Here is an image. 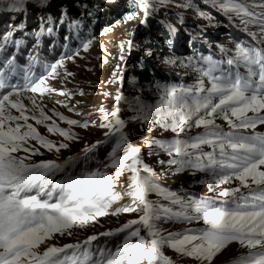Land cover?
I'll return each instance as SVG.
<instances>
[{
  "label": "snow or ice",
  "instance_id": "snow-or-ice-1",
  "mask_svg": "<svg viewBox=\"0 0 264 264\" xmlns=\"http://www.w3.org/2000/svg\"><path fill=\"white\" fill-rule=\"evenodd\" d=\"M131 2L148 17L158 6H167L173 0ZM48 3L49 0H0V11L22 15L30 6L46 8ZM212 6L242 27L246 42L238 40L233 49L220 47V59L209 54L198 59L189 57L188 63L180 61V67L197 74L196 83H157L154 95L158 99L154 103L138 97L128 100L122 94L114 98L117 103L124 101L134 113L129 120L140 121L147 131L158 127L175 134L170 140H144L150 148H158L169 157L159 161L162 165H176L177 172L190 171L192 175L203 173L204 177L194 183L215 193L207 198L186 190L181 195L161 186L159 176L144 163L132 134L125 130L129 120L120 117L119 107L110 113L101 108L106 120L101 127L108 131L104 140L82 150L83 157L78 154L63 162H33L32 156L43 153L30 141L57 152L69 144L57 145L46 139L29 120L44 125L50 134L58 133L65 139L73 135L46 114L35 96L27 97L32 104L29 109L21 95L52 92L47 80L58 74L64 59L78 56L79 49L51 65L41 64L43 71L37 73L33 71L35 57H30L25 70L18 65L17 54L7 51L10 42L17 50L21 48L23 41H13V34L24 26L0 34V264H176L165 254V248L190 258L194 264H216L219 256L237 243L247 251L227 264H264V134L255 132L258 125H264V0H212ZM176 7L194 10L210 23L215 21L193 0H184ZM137 15L127 14L125 20ZM179 22L183 24V18ZM168 29L170 34L177 31L171 24ZM44 31L42 26L34 35L38 39ZM52 31L47 28L48 34ZM91 42L89 39L82 43L84 51ZM167 43L171 46L173 41L169 39ZM131 47L129 41L128 48ZM146 55L153 53L148 50ZM164 63L175 65L177 61L166 59ZM18 76L23 83L16 80ZM116 79L124 82V70ZM13 109L18 115L12 113ZM52 115L70 126H88L87 122L68 119L55 110ZM109 115L111 120L107 119ZM217 120L224 121L228 130ZM193 128L202 131L188 135ZM105 145L110 149L105 161L97 160L93 167H86L90 159L87 153ZM126 172L130 174L127 187L121 182ZM233 181L238 182L237 186L218 191L221 185ZM152 193L167 203L148 199ZM126 197L129 202L112 209L114 203ZM133 212L140 213L138 219L91 235L83 242L63 246L49 243L56 234L72 236L74 228L99 223L98 217ZM201 221L203 227L184 232L162 227L169 222ZM101 236L115 238V247L105 242L92 248V242Z\"/></svg>",
  "mask_w": 264,
  "mask_h": 264
},
{
  "label": "rangeland",
  "instance_id": "rangeland-1",
  "mask_svg": "<svg viewBox=\"0 0 264 264\" xmlns=\"http://www.w3.org/2000/svg\"><path fill=\"white\" fill-rule=\"evenodd\" d=\"M78 2H83V5ZM183 2L184 0H173L167 6H158L148 17H145L144 12L138 7L133 6L131 0H111V2H107V0H49L46 8L30 6L28 12L22 15L0 11V34H6L16 26H24L22 30L15 31L13 34V40H21L23 41L22 46L26 44V48L28 47L24 59L21 62L17 61L20 68L26 70L31 62L30 57H35L36 62L33 71L40 73L43 71L41 60H48V65H51L79 49L78 56H74L73 59H64L63 67L58 69V74L47 80V86L53 89L52 92L45 93L43 96L32 92L21 95L22 102L29 109H31L32 104L27 97L35 96L37 103L44 108L46 114L52 116L59 127L70 130L73 135L72 139H65L58 133L50 134L44 125H37L34 120H29V123H32L46 139L55 142L57 145L60 142L69 144L68 148L57 152L55 148L49 151L37 142L30 141L43 153L42 155L32 156L33 162L47 160L63 162L67 158L75 157L78 154L83 157L82 150L86 146L96 144L98 140H104V134L108 131L107 128L101 127L103 123H106L101 108L110 113L114 107H119L120 117L125 120H129L134 115L128 110V105L124 101L117 103L114 100L115 96L122 94L128 100L138 97L147 103H154L158 99L154 95L157 83L185 86L196 83L197 74L191 71L190 68L180 67V61L188 63L189 57L198 59L200 55L209 54H212L216 59H220L222 55L219 52L220 47L233 49L238 40L247 41L246 36L242 35V27L235 21L230 22L225 15L214 8L212 0H193V2L201 10L215 17V21H218V23L215 21L210 23L198 16L194 10L176 7V4ZM72 3L75 4L73 9L77 12V16L81 13L84 14L81 15L84 17V21L81 19L80 21H72L70 19L68 6ZM90 4H94V7L89 10L88 6ZM52 8L53 10L57 9L56 11L59 12L58 26H54V19H51L48 27L47 21L42 18L40 22H42L45 31L37 39L35 35H31L33 29L32 15L38 10L48 13ZM133 12L138 13L137 17L132 20H125V16ZM180 18H183V24L179 22ZM61 19H63V23L60 22ZM29 20L30 23L27 24ZM64 23H67V27L70 28L69 37L67 38H64L63 34L62 37L59 34V31L66 27ZM75 23L79 24L82 30L81 34H76L73 31L72 26ZM169 24L177 29L175 34L169 33ZM47 27L52 28V32H55V39H57L56 47L49 49L52 50L51 53H44L45 46L43 44L45 43H42L45 35L50 36ZM66 30L68 29L66 28ZM20 36L25 37L23 39L19 38ZM89 39L92 41L91 45L87 51H84L82 43ZM169 39L173 41L171 46L167 43ZM25 40L27 41L25 42ZM28 40L30 41L29 46ZM129 41L132 43L131 48H128ZM11 43H8V45ZM148 50L153 53L152 56L146 55ZM13 52L18 53L14 44L13 49L10 50V53ZM137 59H142L147 65L167 73L171 80L161 81L158 78H149L147 81H141L137 77V72H145V67L144 65L139 66ZM166 59L176 60L177 63L175 65L165 64ZM121 70H124L125 79L123 83L116 79ZM67 73H72V75L69 76ZM16 80L23 83L19 76L16 77ZM57 90H63L66 94H60ZM52 110L63 114L68 119H74L81 123L87 122L88 126H70L60 121L58 117L53 116ZM38 111L39 109H37V113ZM12 113L18 115L15 109L12 110ZM249 115L252 114L249 113ZM107 119L111 120L112 117L109 115ZM46 123H51V121ZM216 123L222 125L225 131L228 130L224 121L217 120ZM125 130L132 134L131 139L135 146L141 150L144 163L159 176L162 187L181 195H184L186 190L187 193L195 194L199 198L215 195V193L209 192L205 185L194 183V181L204 177L203 173L197 172L192 175L190 171L177 172L176 165L169 166L166 163L162 165L159 161H167L169 157L158 148H150L144 140V137L170 140L175 136L174 133L162 131L158 127L149 132L137 120H129ZM201 131L202 129L193 128L188 135H195ZM255 132L264 134V125H258ZM205 150L209 149L205 148ZM109 151V147L105 145L88 152L87 157L90 159L85 166L93 167L97 160L105 161ZM111 171L114 172L115 170ZM128 175L130 174L126 172L121 177V182L124 183L125 187H127ZM237 184L238 182L233 181L230 184L221 185L218 191L235 187ZM116 190L121 191L119 187ZM148 199L167 203L154 193L149 194ZM129 200L130 198L126 197L124 200L114 203L112 208L114 206L120 207ZM139 215L140 213L133 212L98 217L99 223H90L88 227L83 229L74 228L72 236L61 237L56 234L55 238L50 240L49 243L63 246L64 244L83 242L91 235H98L104 231L118 228L128 220L138 219ZM162 227L171 232H184L189 228L203 227V224L202 221L191 224L169 222L163 224ZM142 234H144L143 231ZM105 242H108L110 247H115V238L103 236L99 237L97 241H93L91 247L102 246ZM246 251L247 249L241 247L238 243L230 245L229 249L219 256L216 264H227L231 258L237 257ZM164 252L173 258L176 264H194L190 258L181 257L170 248H165Z\"/></svg>",
  "mask_w": 264,
  "mask_h": 264
},
{
  "label": "trees",
  "instance_id": "trees-1",
  "mask_svg": "<svg viewBox=\"0 0 264 264\" xmlns=\"http://www.w3.org/2000/svg\"><path fill=\"white\" fill-rule=\"evenodd\" d=\"M80 5H83V2H78ZM74 5L75 4H69L68 6V9H69V16H70V19L72 21H77L80 19L82 21H84V17L81 16V15H84L81 13V15L79 14L77 16V12L73 9L74 8ZM89 10L94 7V4L93 5H89ZM57 10V9H56ZM56 10H53V8L48 12V13H45L41 10H38L36 11V13H34V15H32L33 19H31V23H33V29L31 31V35H34L36 32H39L41 30V27L43 26L42 22H40V20L42 18H45V21H47L46 23L48 24L49 21L51 19H54V26H58V23H59V12H57ZM67 22V21H65ZM30 23V20L27 22V24ZM64 25L66 26L65 28H62L60 31H59V34L61 35L62 37V34L64 35L63 37L66 38V37H69V29L67 27V23H64ZM48 27H49V24H48ZM47 27V28H48ZM73 31L76 33V34H81L82 33V30L80 29V26L79 24H73ZM66 28L68 30H66ZM45 29V28H44ZM26 32V31H25ZM24 32V33H25ZM22 33V34H24ZM25 36H20L19 38H23L24 39ZM14 41V40H13ZM27 40H25L26 42ZM42 43H45L43 44L45 46V52L44 53H51L50 51L52 50H49L51 47H56V43H57V39H55V32H52L50 34V36H47L45 35V38L44 40L42 41ZM30 45V41L28 40V46ZM13 49V43L9 44L7 46V51L8 53H10V50ZM28 47L26 48V44L25 45H21V48L18 50V53H17V61L19 60V62L22 61V59H24V55L27 54L28 52ZM27 50V51H26ZM138 60V64L139 66L141 65H144L145 67V72L141 73V72H137V77L141 80V81H147L149 80V78H158L159 80L161 81H170L171 78L169 77V75L167 73H163L161 72L159 69L157 68H154L152 66H149L147 65V63H145L144 61H142V59H137ZM41 63L43 65H48V60H41Z\"/></svg>",
  "mask_w": 264,
  "mask_h": 264
},
{
  "label": "bare ground",
  "instance_id": "bare-ground-1",
  "mask_svg": "<svg viewBox=\"0 0 264 264\" xmlns=\"http://www.w3.org/2000/svg\"><path fill=\"white\" fill-rule=\"evenodd\" d=\"M117 207H119V206H114L112 209H115V208H117Z\"/></svg>",
  "mask_w": 264,
  "mask_h": 264
}]
</instances>
